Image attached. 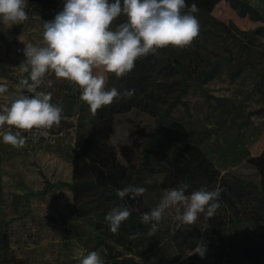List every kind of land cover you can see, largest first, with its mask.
Here are the masks:
<instances>
[{"label": "rangeland", "instance_id": "obj_1", "mask_svg": "<svg viewBox=\"0 0 264 264\" xmlns=\"http://www.w3.org/2000/svg\"><path fill=\"white\" fill-rule=\"evenodd\" d=\"M248 1L264 13V0ZM58 2L64 7L65 0ZM195 15L200 32L188 47L199 49L207 57L220 56L221 62L229 57L234 65L249 60L255 68L264 70V38L240 32L254 29L258 22L238 16L224 0L217 2L210 12L199 9ZM50 20L33 12L19 33L14 30L16 25H0V84L8 88L7 93L0 94V110L21 94H34L17 87L22 76L27 75L20 73L18 66L25 60L24 42L42 46L43 23ZM151 55L157 62L147 69L148 81L157 84L178 77L187 84L182 95L185 104L177 105L172 117L185 127L189 141L220 172L225 186L244 193L238 204L247 205L259 180L250 159L264 151V86L262 91L256 87L259 76L255 69L245 65L236 78L224 72L201 83L197 76L200 64L194 60L183 73L172 75L162 53L156 50ZM103 74L108 87V73ZM121 87L122 92L139 90L131 82ZM36 91L51 92V102L62 106L63 113L60 125L51 129L12 128L26 137L21 148L4 144L2 134L10 126L0 128V254H7L3 264H80L91 251H97L104 259H130L124 260L128 264H174L182 258L187 252L182 239L187 230L203 225V214L194 225L177 227L175 209L168 210L157 230L161 242L145 252L131 253L112 242V248L108 249L100 243V229L106 224L103 211L116 206L119 197L109 176L89 172L79 159L78 136L89 131L96 114L80 99L78 86L58 79L52 72L46 74ZM164 92L162 89L161 97ZM156 105L158 109L165 106L159 101ZM154 127V116L137 107L112 117L108 145L115 153L120 177L124 178L140 164L142 143ZM160 155H157L159 162ZM76 162L80 168L74 171ZM158 169L162 171L157 173L162 181L165 167L151 170ZM76 178H88L94 183L91 190L81 193L84 214L77 211L69 187ZM179 186H153L151 202L155 206L165 189Z\"/></svg>", "mask_w": 264, "mask_h": 264}, {"label": "trees", "instance_id": "obj_2", "mask_svg": "<svg viewBox=\"0 0 264 264\" xmlns=\"http://www.w3.org/2000/svg\"><path fill=\"white\" fill-rule=\"evenodd\" d=\"M219 1L221 0H186V3L189 6L196 3L201 11L210 12ZM224 1L238 16L247 17L259 23L254 29L242 30L241 33L248 37L257 35L264 38V13L248 0ZM61 10L63 6L58 0H29L26 12L28 16L33 12H38L45 18L53 20ZM125 19L121 16L113 22V25ZM23 25L24 23L16 25L15 32L19 33ZM157 50L163 54L166 67L172 75L183 73L182 70L194 60L198 65L200 64L197 71L198 80L201 83H207L224 72L230 78H236L241 74L245 65H248L253 67L259 76L256 84L258 90L262 91V86H264V70L255 68L252 61L247 60L234 65L232 59L228 57L221 62L220 56L207 57L199 49L188 46L177 48L169 45ZM153 62H157V58L148 54L146 57L138 58L133 70L125 77L117 78L114 73H108L110 84L106 88H111L114 84V87L122 92L121 84L131 82L139 90H136V94L131 98L115 100L112 104L98 109L89 131L79 135L77 139L80 162L88 167L89 172L103 177L109 176L111 182L116 185V193L118 189H123L127 185L146 188V192L135 199L130 196L119 198L117 205L129 207L132 210L131 217L122 223L116 234L109 230L106 223L100 229V243L108 249L112 248V242L131 253H141L154 248L161 242L162 238L158 231L154 236H148L149 226L140 222L141 214L154 207L151 202L153 186L164 188L173 184L187 183L190 193L201 187L211 190L222 185L224 186V188L221 187L223 191L220 196L222 208L217 210L213 218H205L203 225L194 226L186 231L182 241L187 244V252L174 264H264V151L250 159L259 175V180L256 191L249 197L247 205L241 206L238 201H241L244 193L240 189L226 187L220 172L213 167L200 149L189 141L185 127L172 117V110L179 104H185L182 95L187 91V84L178 77H173L170 81L151 84L148 81L150 74L147 69L153 67ZM162 89L165 91L163 97H161ZM168 95L172 97L169 98ZM158 101L165 105L163 109H158L156 105ZM132 107L152 114L155 127L151 129L148 138L142 143L140 164L123 178L118 175L115 153L109 147L108 140L112 117ZM159 150L164 151L158 153ZM159 154L162 156L159 157L161 162L157 159ZM161 166L165 167L163 170L165 177L162 181L157 176V173L162 171L151 170L152 167ZM79 168V163L76 162L74 171ZM149 178L152 183H145ZM200 182L202 184L198 185ZM93 186V181L88 178H76L69 185L73 191L79 214H84L81 193L84 190H91ZM103 213L106 214L107 211ZM198 242H203L207 249L203 258L192 254ZM6 260L7 254L5 252L0 254V264ZM124 260L130 259L120 261L105 259V264H118L119 262L128 264Z\"/></svg>", "mask_w": 264, "mask_h": 264}, {"label": "clouds", "instance_id": "obj_3", "mask_svg": "<svg viewBox=\"0 0 264 264\" xmlns=\"http://www.w3.org/2000/svg\"><path fill=\"white\" fill-rule=\"evenodd\" d=\"M27 7L28 0H0V25L11 27L26 22ZM198 11L196 3L189 6L186 0H65L63 10L43 23V45L24 42L25 60L18 69L27 75L22 76L17 87L34 94H21L0 110V128L10 126L2 134L3 143L16 148L25 145L26 137L12 128L28 131L60 125L62 106L51 102V92L36 91L49 72L78 86L80 99L93 114L115 100L131 98L134 89L121 92L116 87L106 88L103 73L121 78L133 70L138 58L155 54L157 49L189 46L200 32L195 15ZM121 16L126 19L113 26ZM51 84L49 80V87ZM7 92V85L0 84V94ZM145 183L151 184L152 180ZM188 188L187 183H181L179 187L165 189L159 202L141 214L140 222L149 226L148 236L155 235L170 209H175L177 227L194 225L201 214L206 219L216 215L221 207L220 186L211 190L201 187L190 193ZM145 192L144 187L127 185L117 190V196L135 199ZM131 213L129 207L117 205L106 213L104 220L116 234ZM206 250L205 244L198 242L192 254L203 258ZM80 264H105V259L91 251Z\"/></svg>", "mask_w": 264, "mask_h": 264}]
</instances>
